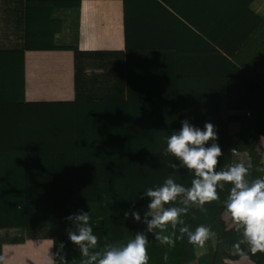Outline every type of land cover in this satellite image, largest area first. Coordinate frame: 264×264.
I'll use <instances>...</instances> for the list:
<instances>
[{
	"label": "trees",
	"instance_id": "obj_1",
	"mask_svg": "<svg viewBox=\"0 0 264 264\" xmlns=\"http://www.w3.org/2000/svg\"><path fill=\"white\" fill-rule=\"evenodd\" d=\"M151 1L150 43L175 55L176 93L168 101L29 103L25 50L0 51V258L5 235H54V252L63 243L60 251L69 264H81L67 236L75 229L66 217L83 210L101 251L107 243L124 245L145 233L149 264H195L197 246L186 234L178 238L180 226L170 248L148 233L144 222L146 189L169 176L191 186L193 174L165 154L167 137L184 120L201 129L206 122L215 126L223 153L217 171L241 162L236 149L250 156L244 162L252 165L248 179L264 178V18L251 9L254 0ZM56 5L78 4L58 0ZM166 16L170 24L163 34ZM44 39L27 35L25 49L58 48ZM223 98L235 114L222 115ZM231 187L218 190L220 199L205 205L207 213L192 206L182 217L191 231L205 225L215 233L198 264H264V253L253 255L246 244L235 247L241 231L228 228L224 218ZM132 211L140 213L139 222L125 218Z\"/></svg>",
	"mask_w": 264,
	"mask_h": 264
},
{
	"label": "crops",
	"instance_id": "obj_2",
	"mask_svg": "<svg viewBox=\"0 0 264 264\" xmlns=\"http://www.w3.org/2000/svg\"><path fill=\"white\" fill-rule=\"evenodd\" d=\"M68 1L78 5L0 0V51L25 50L27 102L83 101L95 106L131 99L168 101L175 96L174 52L155 48L148 38L153 35L147 24L154 17L148 7L151 0ZM251 9L264 18V0H254ZM166 20L163 34L168 33L170 17ZM27 35L45 37V44L53 41L58 48L26 50ZM220 105L222 115L235 114L226 98ZM238 127L234 124L232 129ZM14 237H2V264H48L55 254L54 235ZM196 253L198 264L209 249L197 246Z\"/></svg>",
	"mask_w": 264,
	"mask_h": 264
},
{
	"label": "clouds",
	"instance_id": "obj_3",
	"mask_svg": "<svg viewBox=\"0 0 264 264\" xmlns=\"http://www.w3.org/2000/svg\"><path fill=\"white\" fill-rule=\"evenodd\" d=\"M217 140L218 133L212 123L206 122L201 129L188 120L182 121L178 132L167 137L165 154L175 157L179 165L192 173L194 178L190 187L177 183L169 176L161 186L146 189L144 194L150 200L144 220L147 232L153 233L156 240L171 248L175 247L176 230L180 226L179 239L183 240L186 234L189 244L203 248L215 233L205 225L191 231L182 217L192 206H196L201 213H207L205 205L218 201V190L231 184L225 207L237 231L242 234L235 247L239 249L240 245L246 244L253 255L264 253V178L248 179L251 162L235 163L226 170L217 171L219 158L223 155ZM260 140H264V136ZM210 141V146H206ZM169 167L176 169L177 165L170 162ZM129 215L137 222L141 220L138 211L125 212V218ZM66 219L75 229L67 230V236L79 250L81 264H149V239L145 233H136L124 245L107 243L101 251L88 212L81 210ZM169 227L171 233L165 234ZM63 248L64 244L61 243L60 250ZM60 250L49 256L48 264H57V257L59 264H69ZM164 259H168L167 253Z\"/></svg>",
	"mask_w": 264,
	"mask_h": 264
},
{
	"label": "built area",
	"instance_id": "obj_4",
	"mask_svg": "<svg viewBox=\"0 0 264 264\" xmlns=\"http://www.w3.org/2000/svg\"><path fill=\"white\" fill-rule=\"evenodd\" d=\"M248 115H250L249 112H248ZM233 153L240 158L241 162H246L250 160V156L248 153H241L236 149L233 150Z\"/></svg>",
	"mask_w": 264,
	"mask_h": 264
},
{
	"label": "rangeland",
	"instance_id": "obj_5",
	"mask_svg": "<svg viewBox=\"0 0 264 264\" xmlns=\"http://www.w3.org/2000/svg\"><path fill=\"white\" fill-rule=\"evenodd\" d=\"M224 218L227 223V227L231 228L234 224L232 223L230 215L227 212L224 214Z\"/></svg>",
	"mask_w": 264,
	"mask_h": 264
}]
</instances>
